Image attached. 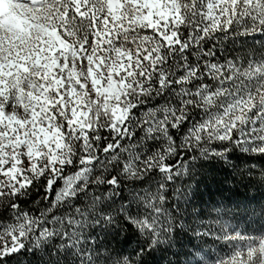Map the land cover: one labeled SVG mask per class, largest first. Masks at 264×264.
Masks as SVG:
<instances>
[{
  "label": "snow or ice",
  "instance_id": "1",
  "mask_svg": "<svg viewBox=\"0 0 264 264\" xmlns=\"http://www.w3.org/2000/svg\"><path fill=\"white\" fill-rule=\"evenodd\" d=\"M0 264H264V0H0Z\"/></svg>",
  "mask_w": 264,
  "mask_h": 264
}]
</instances>
